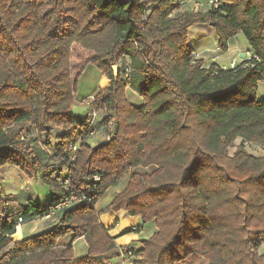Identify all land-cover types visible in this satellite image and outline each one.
<instances>
[{
	"label": "trees",
	"instance_id": "trees-1",
	"mask_svg": "<svg viewBox=\"0 0 264 264\" xmlns=\"http://www.w3.org/2000/svg\"><path fill=\"white\" fill-rule=\"evenodd\" d=\"M218 2L216 9L206 0L204 12H178L172 0H0V168L16 167L52 200L22 202L0 181V264H116L112 251L127 264H264V101L257 100L264 0ZM210 23L221 52L241 33L250 60L205 68L187 36ZM73 46L93 55L74 77ZM119 61L141 76L139 105L126 97L132 80L111 68ZM87 65L111 84L93 96L89 115L77 118L72 108ZM92 111L107 113L102 128L118 125L114 139L111 132L92 146ZM254 145L261 156L246 151ZM126 175L125 189L96 211ZM71 195L89 202L57 211L47 232L12 238L19 219L43 218ZM119 211L152 230L137 246L120 248L123 257L116 240L134 229L112 236L100 223L102 213ZM70 234L84 239L85 255L57 245Z\"/></svg>",
	"mask_w": 264,
	"mask_h": 264
},
{
	"label": "crops",
	"instance_id": "crops-1",
	"mask_svg": "<svg viewBox=\"0 0 264 264\" xmlns=\"http://www.w3.org/2000/svg\"><path fill=\"white\" fill-rule=\"evenodd\" d=\"M172 1L176 4H179V8L177 9L178 12H204L207 8L206 0ZM217 41L218 40L214 29L209 25H194L188 30L187 45L192 49V51L196 55V58L204 62L205 68L214 65L222 69H228L231 68L232 64H240L241 61L244 60L243 56H248L250 53L248 44L241 33H238L228 41V48L225 52H221L219 50ZM124 65L127 66L128 61H126ZM87 66L85 67V70ZM96 71L97 72L95 74L94 81L95 84L92 91L87 95L83 93L81 94V92L79 91L77 93V95H80V97L78 99L79 101L76 102H78V105L84 112L83 117L88 116L90 113L89 111L91 109V102L88 103L86 101L84 103L83 99L85 97L93 98V96L101 90L103 82L106 83L103 87H109V85L111 84V81L102 72H100L99 70ZM129 73H131V75H129ZM124 77L128 78L129 80H132V85L128 89H126V97L128 101L134 105H139L140 103H142V98L138 93V85L142 80L141 76H138L133 72H129V70H126ZM257 100L264 101V80L258 83ZM83 105L85 106V108H89V110L82 108ZM98 136H100V132ZM104 142V140L99 143H92L91 141V144L92 146H97ZM9 174H16L19 177V179L21 180L19 185H14L13 183L8 181ZM0 178L5 194L10 197L19 198L22 202H27L28 200H31L39 205H48V203L52 202L51 193L48 188L43 186L45 188V191L36 194L35 191L37 190V187L38 189H40L38 185L42 184L40 182L28 179L19 169L14 166L6 165L0 168ZM123 179L117 182L115 185L111 186L106 191L105 195L96 204V211L100 212L104 210L112 202L115 196L125 189L128 180L124 181ZM54 216L58 217V214H56L55 212L52 218L50 219L37 218L22 224L20 228L16 231V233L12 236V238L15 241L19 242L37 234L49 231L58 222L54 221ZM100 223L105 228L109 229V233L112 236H119L120 234L128 230L127 228L134 229V232L132 233L135 234L128 233L117 238V251H119L121 247L126 245L137 246V241H139L141 238L149 237L152 232L151 229H145L141 226V221L139 218H131L126 215L123 211H119L118 213L108 212L102 214L100 216ZM69 244H71L72 246L75 257L83 256V253L84 255L87 253V245L83 238L73 240V236L70 234L57 241V245L59 246H68ZM78 250H80L82 255H78ZM109 256H111V262L120 264L121 259L117 258L115 251L109 253Z\"/></svg>",
	"mask_w": 264,
	"mask_h": 264
},
{
	"label": "rangeland",
	"instance_id": "rangeland-1",
	"mask_svg": "<svg viewBox=\"0 0 264 264\" xmlns=\"http://www.w3.org/2000/svg\"><path fill=\"white\" fill-rule=\"evenodd\" d=\"M36 4H34L35 6ZM40 7H39V15H43L46 11H47V4L45 3H41V4H38ZM37 7V6H35ZM92 53L89 52V51H86V50H83L81 49L80 47L78 46H73L72 47V60H71V68H72V76L74 77L76 75V73L82 68L85 66V64L87 63V61L92 57ZM111 66H115L116 67V74L115 76L118 74V72L122 75L125 73V71L127 70V66L124 65V62L122 61H119L117 63H112ZM96 70H98L95 66L93 65H89L87 66L86 70L83 72V74L80 76L79 78V81H78V84H77V87H78V91L81 92V94H89L92 89L94 88V84H95V74H96ZM129 72H131L129 70ZM129 75H131V73H129ZM106 76V75H105ZM107 77V76H106ZM108 78V77H107ZM132 78V77H131ZM109 79V78H108ZM110 80V79H109ZM111 81V80H110ZM104 84L106 83H102V88L101 90L107 88L108 86H104ZM110 86V85H109ZM128 89V88H127ZM77 91V93H78ZM80 95H77V98H76V101H79ZM90 100V101H89ZM84 103L87 101L88 103L91 102L90 106L92 107V102H93V98H87L85 97L83 99ZM83 103V102H81ZM82 108L84 109H88L89 108H85V106L83 105ZM73 112H74V115L75 117L77 118H82L84 115V112L83 110H81V107L78 105V102H76V104L74 105V107L72 108ZM97 116H96V119H95V122L98 123V126L99 129H98V132H97V135L93 137V139L91 140L92 143H96V142H101V141H105L107 142L109 140V134L111 132H113L114 128H112V125L108 126L107 128H102L101 127V124L99 126V123H100V120L103 118V114L107 115V113H102L100 111H95ZM101 129V130H100ZM100 130V131H99ZM99 132H100V136L99 135ZM97 137V138H96ZM97 140H96V139ZM240 144V141L237 140L234 144V146L230 147L229 150H228V155L229 156H232L234 154V152L236 151V149L238 148ZM246 151L253 155V156H261L263 153H262V150L254 145V147H247L246 148ZM148 171H150L149 169H147ZM124 181L125 180H129V175H126L123 179ZM0 181H1V178H0ZM8 181L13 183L14 185H19L20 183V179L19 177L16 175V174H9V178H8ZM128 184V183H127ZM40 189H38L37 187V190L35 191L36 194H39L40 192H43L45 191V188L43 187L44 185H38ZM122 192V191H121ZM120 192V193H121ZM105 195V194H104ZM101 200V199H100ZM99 200V201H100ZM98 201V202H99ZM103 211V210H102ZM103 214V213H102ZM58 217H55L54 216V221H58L57 220ZM103 220V218H102ZM57 225V224H56ZM128 229V228H127ZM132 234H135V233H132ZM129 245H126V246H123V247H128ZM122 248V247H121ZM83 252V251H82ZM260 254H264V240H263V244H262V247L260 248L259 250ZM78 255H82L80 250L77 251ZM125 252H120V254L118 253V255H122L124 254ZM84 255V253H83ZM120 264H127L124 263L123 261L120 260Z\"/></svg>",
	"mask_w": 264,
	"mask_h": 264
},
{
	"label": "built area",
	"instance_id": "built-area-1",
	"mask_svg": "<svg viewBox=\"0 0 264 264\" xmlns=\"http://www.w3.org/2000/svg\"><path fill=\"white\" fill-rule=\"evenodd\" d=\"M208 6L213 8V9H216L218 8L219 6V2L218 0H208ZM194 56L196 57V55L194 54ZM245 59L246 60H250V54L248 56L245 55ZM244 59V60H245ZM236 65H231V68H234ZM96 112L95 111H92V113L90 114V119H89V129H90V132L88 134V137H89V140L93 139L94 136L97 135V132L98 131H95L93 130L92 128H94V124H95V119H96ZM73 151L74 153L77 151V147H73ZM95 180L98 179V177H94ZM64 185H65V189L70 191V178H67L64 182ZM89 200L84 196V195H80V196H77V195H71L69 198H66L56 204H54L53 206H51L49 208V211L48 213L43 217L44 219H50L52 218L53 214L59 210H62V209H65V208H69L70 206H72L73 204H78V203H81V202H86ZM22 225V221L21 219L18 220V226L16 228V231L20 228V226ZM122 252L121 250H119V253ZM124 254L120 255L121 257H123Z\"/></svg>",
	"mask_w": 264,
	"mask_h": 264
},
{
	"label": "water",
	"instance_id": "water-1",
	"mask_svg": "<svg viewBox=\"0 0 264 264\" xmlns=\"http://www.w3.org/2000/svg\"><path fill=\"white\" fill-rule=\"evenodd\" d=\"M209 26H213V24L212 23H210L209 24ZM243 59H245V55L243 56ZM111 68H112V70H113V72H114V74H116V67L115 66H111ZM117 129H118V125L117 124H115L114 125V130H113V136H112V139H114L115 138V135H116V133H117Z\"/></svg>",
	"mask_w": 264,
	"mask_h": 264
}]
</instances>
